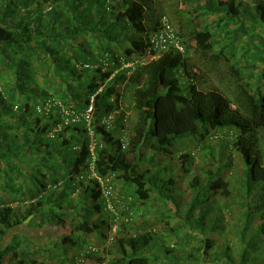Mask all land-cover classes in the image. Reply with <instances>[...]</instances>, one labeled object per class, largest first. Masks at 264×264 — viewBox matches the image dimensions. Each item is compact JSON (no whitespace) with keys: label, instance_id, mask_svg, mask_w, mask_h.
Masks as SVG:
<instances>
[{"label":"trees","instance_id":"1","mask_svg":"<svg viewBox=\"0 0 264 264\" xmlns=\"http://www.w3.org/2000/svg\"><path fill=\"white\" fill-rule=\"evenodd\" d=\"M186 1L195 5L196 19L197 14L221 15L218 33L225 43L214 54V62L224 59L227 48L234 50L240 32L248 34L245 22L264 27V0H251L252 11L237 0ZM148 4L149 0H0V260L44 264L39 259L28 260L27 251L17 254L13 248L3 247L1 236L28 217L39 220L40 225L44 217L57 219L58 215L45 211L46 205L54 202L64 206L60 209L72 208L81 219L72 227L75 237L64 239L74 249L68 264H89L99 255L94 240L88 238L91 236L102 250L117 254L114 259L101 255L94 264H157L159 259L150 256L157 246V242L152 244L157 241L155 232L134 236L123 232L137 205L142 206L150 193L167 202L173 191L176 193V183L171 177L152 180L140 165L159 155H171L166 148L175 139L193 138L195 150L178 151L181 155L174 157L184 161L188 172L186 163L195 159L203 140L220 137L244 165L235 178L237 196L219 217L213 214L206 220L207 214L201 210L194 214L202 204L211 206L208 200L221 189V173L228 166L219 162L216 170L203 169L206 179L194 177L189 185L193 196L185 212L186 225L197 224L199 230L208 225V231L230 227L236 235L228 239L236 255L230 252L231 244L220 247V256L211 264H264V152L260 136L264 129V70L255 86L240 87L236 103L218 88L199 89L202 74L189 64V43L210 52L221 42L209 27L198 29L192 22L188 27L179 25L178 32L171 25L183 53L171 48L144 64L124 68L145 57L148 36L161 25L163 15L149 24ZM257 35L250 33L246 52L254 49L256 63H264V38ZM249 65L252 68L253 64ZM121 90L129 93L132 121L130 114L117 107ZM92 97L90 123L80 118L64 125L62 108L82 114ZM115 109L119 113L107 128L101 124L102 118ZM234 167L233 161L229 175ZM96 178H111L114 193L105 196ZM117 182L122 189L133 185V197L118 193ZM157 184L164 193H158ZM74 196L79 200L77 207H72ZM87 205L95 220H91ZM101 227L105 232L99 234ZM213 246V241L205 240L198 247L200 256L193 259L199 263ZM51 250L66 253L60 247ZM174 252L165 250L167 255ZM18 256H23L22 260L12 262ZM170 259L176 260L172 254Z\"/></svg>","mask_w":264,"mask_h":264},{"label":"rangeland","instance_id":"2","mask_svg":"<svg viewBox=\"0 0 264 264\" xmlns=\"http://www.w3.org/2000/svg\"><path fill=\"white\" fill-rule=\"evenodd\" d=\"M151 4L146 5V13L149 17V24L154 23L160 16H165L178 32V26L184 25L188 27L189 23L192 22L193 25L197 26L198 29H203L204 27H209L210 31L214 32L216 39L222 41L223 38L219 35L218 20L221 15L207 13L202 16L197 14V19L194 18L193 14L194 4H187L186 0H149ZM224 2L226 0H219ZM239 3L245 4L252 11L251 0H237ZM198 4H202L198 2ZM215 5V4H214ZM199 11H203L199 9ZM187 12V14H186ZM184 13V14H180ZM185 20V21H184ZM185 22V23H184ZM245 28H248V34L239 33L238 42L234 44L233 49L229 48L224 51L223 58L218 62L213 61V56L218 53L219 50L224 45L225 41L215 45L214 49L210 52H202L198 50L195 46V42L189 43V54L187 55L189 64L193 66L194 69L202 76L197 82L199 89L207 88H218L229 100L233 103L240 92V87L245 85H254L258 81L260 73L264 70V63H256L254 49L251 52H246V41L250 37V33H256L257 36L264 38V27L260 24H255L252 27L250 22L244 23ZM190 27V26H189ZM233 26L227 27L226 29L231 30ZM242 34V35H241ZM143 37V36H142ZM228 37L225 36V39ZM253 55V56H252ZM264 56V54H263ZM249 64H253L252 68ZM107 68V67H104ZM109 69V68H108ZM253 69V71L251 70ZM43 70V69H42ZM119 108H123L122 112L130 114V121L133 120L134 116L130 111L129 104V93L126 90H121V97L117 102ZM112 110V109H111ZM261 136V146L262 152H264V129L260 130ZM223 138L203 140V148L196 154L195 159L189 158L186 166H188V172L185 171L183 164L184 161L178 157L181 153L177 154L178 151L185 153V151L195 150L193 149V138L187 139H175L171 146L166 148V153L164 155H159L152 162H146L140 165L142 171H148V177L151 179H159V176L164 178L171 177L176 183V190L173 191L172 199H168L167 202H161L160 197L156 193H150L149 198L143 202L142 206L137 205L134 208V218L127 229L124 230L123 235L134 236L141 232H155L157 235V241L153 240L152 244L157 242V246L151 251L150 256H155L159 260L157 264H211V260L220 256V247L230 246L228 239L235 237L236 235L231 234L230 225L227 230L221 231L219 229L208 231V225L198 229V225H186L185 212L188 205L192 200V192L190 190V183L194 177H200V179L205 180L206 176L203 174L202 170L206 168H211L216 170L218 163L227 164L228 168L222 171V187L218 191L215 197H211L208 202L211 206L202 204L200 207L196 208L194 214L198 211H203L207 214L206 220L209 219L213 214L219 217L220 213H223L224 206L228 204L229 200H234L237 196L236 180L237 176L243 170V162L234 153L232 149L228 147ZM190 141V142H188ZM213 150V151H212ZM212 151V153H211ZM177 154V155H176ZM234 157V159L232 158ZM129 161H131L132 156L129 155ZM219 160V161H218ZM232 160V161H231ZM234 161L235 170L232 175H229V170L231 169L232 162ZM130 191H125V190ZM135 187L130 185V188L122 189L121 183H116L115 190L119 193L126 192V195L133 197L132 193ZM158 193H162L160 185L157 184ZM164 193V192H163ZM77 195V194H75ZM74 203L72 207H77L79 200H76V196L72 198ZM89 202L90 199L87 198ZM94 202V201H93ZM91 202V205H93ZM51 204V205H50ZM47 204L45 211H52L59 217L57 219L47 220L46 217L43 218L44 223L40 225L39 220L33 217H28L20 225H15L11 230L5 235L1 236V245L7 248H13L15 253L21 254V252H28L29 255L26 256L28 260L39 259L44 262V264H61V262L69 263V258L73 254L74 249L70 242L64 241L65 237H75L72 227L80 224L81 219L71 211L70 209H60V206L53 205L54 202ZM16 206V204H13ZM64 208V206H61ZM88 212L91 214V220H95L96 216L91 210V206L87 205ZM223 209V210H222ZM237 212V211H236ZM214 216V217H215ZM105 219V218H103ZM33 220V221H32ZM32 222V225L29 223ZM228 219L224 220L223 223L226 224ZM1 224V223H0ZM198 229V230H197ZM104 228L99 229V234L104 233ZM91 236V235H90ZM93 245L99 248V255L95 256L90 260L89 264H94L95 260L99 257L104 256L105 258H116L117 254L115 252H106L102 250L100 243L93 236ZM213 241L214 246L207 250L208 256L204 255L200 259L201 261L196 262L194 256H200L198 253V247L205 241ZM63 248L66 252L61 254L56 252L57 250H51L53 247ZM231 254L236 255L235 248L231 244ZM27 248V249H26ZM174 249L175 252L171 253L175 256L176 260H171V254L167 255L165 250ZM113 249V248H112ZM261 249L264 250V243L261 244ZM47 251V252H46ZM49 251V252H48ZM102 251V252H101ZM11 253V252H10ZM42 253H45L43 255ZM7 256V255H6ZM11 257V256H10ZM9 257L7 256V259ZM23 256H18L13 259L12 262L19 261ZM65 258V259H64ZM48 259L47 261H45ZM22 260V259H21ZM107 260V259H106ZM237 260V259H236ZM0 264H8L6 259H1Z\"/></svg>","mask_w":264,"mask_h":264},{"label":"built area","instance_id":"3","mask_svg":"<svg viewBox=\"0 0 264 264\" xmlns=\"http://www.w3.org/2000/svg\"><path fill=\"white\" fill-rule=\"evenodd\" d=\"M160 27L158 31L151 33L147 39V51L145 57L140 60V62H129L125 64L124 68H131L134 66V63H141L144 64L146 60L155 59L160 53L167 52L169 49H175L176 51L183 53V47L181 44L176 40V34L169 23L168 19L164 16L160 20ZM93 97L90 100L89 106L83 111L82 114H75L72 111L65 110L62 108V118L64 125H68L70 122H76L80 118H83L87 124L90 123L92 120V113H93ZM49 109L51 104L48 102L46 105ZM46 108V110H47ZM119 113V109H115L110 113L106 114L105 117L102 118L101 124L106 126L107 128L111 126L112 122L114 121L116 115ZM81 178V177H80ZM101 186V191L105 196L113 194V188L110 185L111 178L102 181L99 178H96ZM111 209V208H110ZM115 231V228H112V232Z\"/></svg>","mask_w":264,"mask_h":264},{"label":"crops","instance_id":"4","mask_svg":"<svg viewBox=\"0 0 264 264\" xmlns=\"http://www.w3.org/2000/svg\"><path fill=\"white\" fill-rule=\"evenodd\" d=\"M42 254L45 255V253H42ZM42 259H43V258H41V262H43ZM47 260H48V259H46L45 261H47Z\"/></svg>","mask_w":264,"mask_h":264},{"label":"water","instance_id":"5","mask_svg":"<svg viewBox=\"0 0 264 264\" xmlns=\"http://www.w3.org/2000/svg\"><path fill=\"white\" fill-rule=\"evenodd\" d=\"M27 221V220H26Z\"/></svg>","mask_w":264,"mask_h":264}]
</instances>
